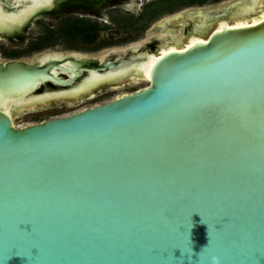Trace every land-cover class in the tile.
Instances as JSON below:
<instances>
[{"label": "water", "instance_id": "water-1", "mask_svg": "<svg viewBox=\"0 0 264 264\" xmlns=\"http://www.w3.org/2000/svg\"><path fill=\"white\" fill-rule=\"evenodd\" d=\"M244 2L203 32L180 12L179 43L148 47L162 29L119 60L0 59V95L32 98L155 56L102 104L25 126L0 109V264H264V20L218 28Z\"/></svg>", "mask_w": 264, "mask_h": 264}, {"label": "rangeland", "instance_id": "rangeland-1", "mask_svg": "<svg viewBox=\"0 0 264 264\" xmlns=\"http://www.w3.org/2000/svg\"><path fill=\"white\" fill-rule=\"evenodd\" d=\"M68 0H54L50 11H42L26 23L24 30L17 34H0V59L7 60L14 54L21 58L33 60L44 52H76L83 54L99 55L109 48H122L141 41L154 33L159 32L162 20L179 12H187L189 9L212 11L223 8L235 0H208L200 4H183L187 0H169L171 3L165 7L154 4L158 0H128V7L107 10L106 19L115 16L122 20L121 25L116 21L107 29L99 32L94 41L85 42L81 36L66 33L62 29L67 23L68 12L52 15L56 8L62 7ZM86 16L85 13H81ZM187 14V13H184ZM92 15V14H91ZM97 19V16L92 15ZM134 18V26L130 27V20ZM168 23V22H167ZM125 24V25H124ZM170 25V23H168ZM118 26V27H117ZM119 27H122L121 29ZM179 27V26H178ZM181 27V26H180ZM183 27V26H182ZM112 28V29H111ZM116 28H119L118 30ZM187 43V41H186ZM147 86L143 80L123 84L115 89L108 85L99 87L94 96L74 103L65 100L50 103L37 108L17 111L14 114L18 126L41 122L52 117L66 115L87 107L102 104L124 93L135 91Z\"/></svg>", "mask_w": 264, "mask_h": 264}, {"label": "bare ground", "instance_id": "bare-ground-1", "mask_svg": "<svg viewBox=\"0 0 264 264\" xmlns=\"http://www.w3.org/2000/svg\"><path fill=\"white\" fill-rule=\"evenodd\" d=\"M18 2L26 1L27 4L23 5L19 9L13 10L12 12H8V10H5V8L0 5V32H7V31H13L22 25H24L26 22H28L32 16L37 14L39 11H41L43 8L50 7L54 0H16ZM251 3L245 4V2L240 6L235 7V9L232 10L231 14L234 17L233 22H222L218 28L222 29L223 27L227 26H233L236 25H251L256 24L262 20H264V9H262L260 12H258L260 7L264 6V0H250ZM201 10V9H200ZM200 10H195L194 12L188 14L190 17V22L188 25H192L193 22H195L198 26L195 27L197 30L203 32V30L206 28L207 23L205 22L203 25L200 24L202 21V15L204 14V10H201V13H199ZM253 12H258L256 14H252ZM184 14L177 13L169 18L163 19V25H164V31L163 33L159 35V42L163 44L167 43H174V42H180L181 40V31L182 26L178 27L180 25L175 24L180 22V18L183 17ZM167 22H172L170 25ZM185 21H183L184 25ZM200 38H193L192 40L188 41L183 48H188L190 45L194 44L195 41L199 40ZM134 46H137L135 44ZM174 47H171L170 49H173ZM117 49L111 48L103 51V53L99 54L100 58L105 57L106 55H110L113 51H116ZM121 52L126 51L127 47H122ZM117 50V51H118ZM166 48L161 49V53L164 54L166 52ZM65 52H46L45 54L42 53L38 55L35 59H40L41 61H44L48 57L51 56H57V57H63ZM81 55H88L80 53ZM33 59V60H35ZM30 60V61H33ZM155 56H150L146 61L140 62L137 64H134L133 66L126 65L121 67L120 69L116 71H110L105 74H99V73H91V75L82 82L79 86L69 90L64 91L60 93H49L45 94L43 96L39 97H32L28 98L27 96H21V97H6L3 95H0V109L5 110L7 113H9L13 119H15L14 114L17 113V111H23L26 109L31 108H37L44 105L50 104L52 101H61L63 99H69L74 103H78L83 101L85 98H89L94 96L96 90L103 86L108 85L109 87H114L117 89L118 87L122 86L123 84H127L134 82V81H145L147 84L149 83L150 79V69L154 63ZM53 73L58 74V71L52 70ZM120 96V95H119Z\"/></svg>", "mask_w": 264, "mask_h": 264}, {"label": "flooded vegetation", "instance_id": "flooded-vegetation-1", "mask_svg": "<svg viewBox=\"0 0 264 264\" xmlns=\"http://www.w3.org/2000/svg\"><path fill=\"white\" fill-rule=\"evenodd\" d=\"M129 3L130 2L128 0H68L62 7L56 8L53 11L52 15H57L59 13L68 12L69 16L67 18H65L67 24L62 29L65 30L68 27V29L71 30V29H73V25H77V26L83 25V27L84 26L88 27V31L90 30L92 33V34L91 33L87 34L88 37H90V35L92 36V38L90 40L86 39L82 35H78V36H81V38L85 42L90 43V42L95 40V38L98 36L99 32L107 29L108 27H112L111 25L114 23V21H116L117 25H119V24L121 25L122 20L126 19V18L117 19L115 16H112V17H109L110 20H108V19H106V16L108 15V13H106V11L118 9V6H116V5H119L120 8H121V6L122 7H128L130 5ZM154 4H156L158 6L160 4H162L160 6L165 7V6L170 4V1L169 0H158ZM51 6L47 7V8H43L41 11H39L34 16L40 14L42 11H50ZM81 13H85L86 16H82ZM91 14L97 16V19L93 18V16ZM34 16H32L31 19ZM133 22H135L134 18L130 20V23H131L130 27L134 26ZM26 23L24 25H22L21 27L13 30V31L0 32V34H5V35L17 34L18 32L24 30V28L26 27ZM119 28L121 29L122 27H119ZM119 28H116V29L118 30ZM162 29H164V28H162V25H161L160 30H162ZM70 34L73 35L75 33H72L70 31ZM158 43H159V39L152 40L148 44V47L154 48L155 46H157ZM109 49H111V48H109ZM101 53H103V52H101ZM125 54H126L125 51L117 53L115 55L114 59L119 60V59H121L122 56H125ZM133 56L135 57V55H130L129 57L133 58ZM9 59H24V58H21L18 55L14 54ZM9 59H7V60H9ZM52 85L55 86V84H52Z\"/></svg>", "mask_w": 264, "mask_h": 264}, {"label": "trees", "instance_id": "trees-1", "mask_svg": "<svg viewBox=\"0 0 264 264\" xmlns=\"http://www.w3.org/2000/svg\"><path fill=\"white\" fill-rule=\"evenodd\" d=\"M208 0H187L186 1V3L185 2H183V4H189V5H193V4H200V5H202V4H204V3H206ZM171 3V2H170ZM160 5H162V4H160ZM159 5V6H160ZM158 6V5H157ZM158 6V7H159ZM66 30V33H70V31L72 32V33H75V34H73V35H82V36H84L86 39H91L92 38V36L90 35V37H88V33H91V31L89 32L88 31V27H83V25L81 26V25H79V26H77V25H73V29H71V30H69L68 29V27L65 29ZM92 34V33H91Z\"/></svg>", "mask_w": 264, "mask_h": 264}, {"label": "clouds", "instance_id": "clouds-1", "mask_svg": "<svg viewBox=\"0 0 264 264\" xmlns=\"http://www.w3.org/2000/svg\"><path fill=\"white\" fill-rule=\"evenodd\" d=\"M210 240H211V235H210V232H209V242H210ZM205 247H207V245ZM188 258H189V260H191V253L189 254ZM211 264H221L220 257L216 256V255L211 256Z\"/></svg>", "mask_w": 264, "mask_h": 264}, {"label": "snow or ice", "instance_id": "snow-or-ice-1", "mask_svg": "<svg viewBox=\"0 0 264 264\" xmlns=\"http://www.w3.org/2000/svg\"><path fill=\"white\" fill-rule=\"evenodd\" d=\"M245 25H236L235 27H244ZM221 31H222V29H220ZM258 40H264V37H262V38H260V39H258ZM195 43V42H194ZM189 47H191V45L189 46Z\"/></svg>", "mask_w": 264, "mask_h": 264}]
</instances>
